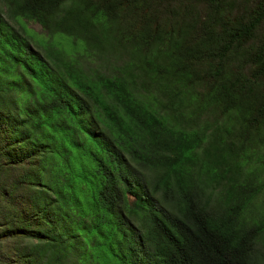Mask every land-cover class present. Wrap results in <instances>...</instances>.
I'll use <instances>...</instances> for the list:
<instances>
[{"label":"trees","instance_id":"16d2710c","mask_svg":"<svg viewBox=\"0 0 264 264\" xmlns=\"http://www.w3.org/2000/svg\"><path fill=\"white\" fill-rule=\"evenodd\" d=\"M0 264H264V0H0Z\"/></svg>","mask_w":264,"mask_h":264},{"label":"rangeland","instance_id":"374dc122","mask_svg":"<svg viewBox=\"0 0 264 264\" xmlns=\"http://www.w3.org/2000/svg\"><path fill=\"white\" fill-rule=\"evenodd\" d=\"M35 30H39V26L38 25H31Z\"/></svg>","mask_w":264,"mask_h":264}]
</instances>
